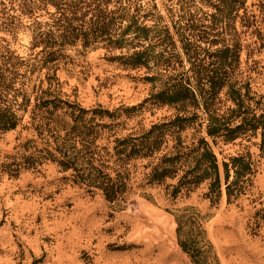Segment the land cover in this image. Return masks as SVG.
<instances>
[{
    "label": "trees",
    "instance_id": "16d2710c",
    "mask_svg": "<svg viewBox=\"0 0 264 264\" xmlns=\"http://www.w3.org/2000/svg\"><path fill=\"white\" fill-rule=\"evenodd\" d=\"M202 2L212 11L183 12L174 22L176 33L163 23L156 4L145 7L142 0L11 2L12 10L31 20L32 53L21 56L0 44V134L23 126L31 136L6 156L2 170L18 176L55 164L68 173L64 179L119 210L153 187H164L172 201L205 188L203 198L212 205L223 194L228 203L246 195L260 160L243 142L264 154V92L253 88L252 69L241 68L244 47L235 22L241 17L251 27L254 15L238 14L247 0ZM78 47L126 49L115 60L127 69L152 71L147 79L158 89L132 106H83L64 95L56 72H50L68 58V49ZM43 69L45 78L36 79ZM146 106H169L174 113L125 134L117 130L123 115L132 117ZM258 137L260 142L253 141ZM211 141H239L246 151L220 162ZM174 216L178 246L191 262L221 264L207 235L208 215L188 205Z\"/></svg>",
    "mask_w": 264,
    "mask_h": 264
},
{
    "label": "rangeland",
    "instance_id": "374dc122",
    "mask_svg": "<svg viewBox=\"0 0 264 264\" xmlns=\"http://www.w3.org/2000/svg\"><path fill=\"white\" fill-rule=\"evenodd\" d=\"M16 0H0V44L8 45L21 56L32 53L31 20L12 10ZM145 7L156 4L173 33L174 22L185 11L202 14L212 8L202 0H142ZM51 10V7H50ZM254 15L251 27H236L243 44L241 68L252 69L253 88L264 92V0H247L245 11ZM39 13L46 14V10ZM17 15V17H12ZM42 18L46 19L44 15ZM152 23V21H148ZM68 49V58L51 66L62 83L66 97L90 108L102 105L114 110L141 103L158 89L147 79L146 67L127 69L115 60L126 49L99 47L87 51ZM53 67V69H52ZM55 67V68H54ZM254 69V70H253ZM47 69L35 78H45ZM247 73V71H246ZM157 86V87H156ZM169 106H146L132 117L123 115L117 130L125 134L171 116ZM28 115L25 119L27 123ZM194 129L186 132L191 136ZM20 126L0 134V264H193L179 248L174 213L195 205L208 215L205 227L221 264H264V154L259 147L244 141L260 160L253 187L240 199L228 203L226 195L212 205L203 198L205 188L176 201L168 199L164 187L148 188L146 195L134 194L125 209H115L100 194L64 179L52 163L40 171L23 170L10 176L2 170L6 156L30 137ZM258 137L253 141L260 142ZM213 148L222 162L230 155L246 151L245 145L220 142Z\"/></svg>",
    "mask_w": 264,
    "mask_h": 264
}]
</instances>
